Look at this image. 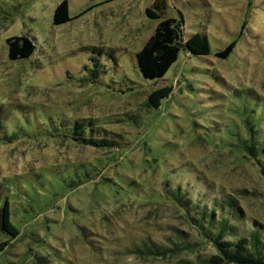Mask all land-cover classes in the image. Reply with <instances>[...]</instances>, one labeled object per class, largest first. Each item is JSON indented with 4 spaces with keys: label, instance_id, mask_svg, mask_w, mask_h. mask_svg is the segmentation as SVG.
I'll use <instances>...</instances> for the list:
<instances>
[{
    "label": "rangeland",
    "instance_id": "rangeland-1",
    "mask_svg": "<svg viewBox=\"0 0 264 264\" xmlns=\"http://www.w3.org/2000/svg\"><path fill=\"white\" fill-rule=\"evenodd\" d=\"M61 1L0 0L2 120L7 132L20 129L0 142V181L40 175L43 183L30 179L36 188L15 193L12 206L25 217L0 264H37L35 256L46 264H196L215 248L165 199V181L170 189L187 185L193 197L229 194L243 209L240 228H252L251 219L264 225L260 163L231 140L245 131L247 107L264 105V0H166L161 18L146 14L154 0H65L71 19L55 25ZM166 17L181 20L184 41L205 34L210 53L181 48L162 78L146 79L136 52ZM15 36L32 41V55L8 57L6 40ZM232 41L228 56H217ZM164 85L172 86L169 97L148 107L146 96ZM83 119L122 148L33 131ZM94 159L87 176L82 167L75 172V164ZM50 164L57 173L42 170ZM150 241L177 252L133 253Z\"/></svg>",
    "mask_w": 264,
    "mask_h": 264
},
{
    "label": "trees",
    "instance_id": "trees-1",
    "mask_svg": "<svg viewBox=\"0 0 264 264\" xmlns=\"http://www.w3.org/2000/svg\"><path fill=\"white\" fill-rule=\"evenodd\" d=\"M166 8V0H154L146 8V14L150 18H161L165 15ZM70 19L67 3L63 0L54 8L53 24H62ZM181 31L180 19L166 17L158 23L154 32L141 49L136 52L137 65L144 78L152 80L162 78L177 61L181 48L193 55L210 53V44L205 34L196 32L184 41ZM6 42L8 57L11 60L29 57L35 50V45L26 36L9 37ZM235 44L236 42L232 41L219 51L217 56L227 57ZM171 92L172 86L170 85L156 88L146 96L145 103L148 107L157 108L164 99L169 97ZM257 109H260L264 115V105L247 107L248 115L242 122L245 131L243 133L235 132L233 134L235 137L231 140L233 146L242 153V156L247 153L258 164L260 163V171L264 179V135L257 133L259 120V115H256ZM4 114L5 110L3 111V108L0 107V142H12L20 135V129L7 132L6 123L2 120ZM8 123L15 127L14 123ZM86 125L90 127L89 132L85 130ZM39 126L42 128L33 130L34 132L37 131L39 136L50 135L56 139L61 137L60 140L69 139L75 144L96 148H122L116 140L100 133L99 130H95L96 126L92 119L76 120L72 125L64 123L61 130L52 129L47 122L41 123ZM103 132L106 133L107 131ZM96 163H99V160L94 159L92 163L80 162V164H75V172L78 173V169L82 167L83 173L87 176L90 171L89 168L92 165L95 166ZM47 169H53L56 173L59 170L54 164H50L49 167L42 170L47 171ZM30 179H35L40 186L43 184L40 175ZM30 179H24V182L20 181L21 179L16 180L13 176V178H9V181H0L2 183L0 187V255L6 251L11 241L21 235L19 221L22 216L25 217V214L20 208L14 205L13 207L12 201L18 190L22 189L29 194L30 189L36 188L35 183L31 182ZM164 186L163 195L165 199L172 200L179 209L185 212V215H190L191 222L199 235L215 248L214 253L199 256L196 264H264V237L261 234V232L264 233V225L257 219H251L252 228L247 229V231L245 228H240L243 209L231 195L225 194L221 197L207 198L203 194L196 193L193 197L189 194L187 185H183L186 190H182L181 186L178 185L170 189L167 186V181L164 182ZM12 207L16 209L14 210ZM175 252L177 251L174 247H167L152 241L136 247L133 251L139 256H164ZM34 261H37V264H46L38 256H35Z\"/></svg>",
    "mask_w": 264,
    "mask_h": 264
}]
</instances>
